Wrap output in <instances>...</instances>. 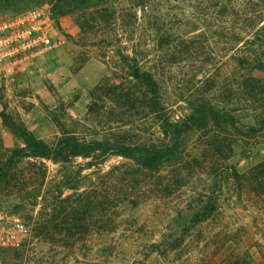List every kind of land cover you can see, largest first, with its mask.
Segmentation results:
<instances>
[{"label": "rangeland", "instance_id": "rangeland-1", "mask_svg": "<svg viewBox=\"0 0 264 264\" xmlns=\"http://www.w3.org/2000/svg\"><path fill=\"white\" fill-rule=\"evenodd\" d=\"M99 1L110 5L107 14L89 0H0V13L45 6L59 26L56 48L15 76L0 78V162L23 145L10 124L48 144L65 134L169 145L175 154L153 171L117 156L91 178L83 170L81 187L66 188L55 204L56 228L42 226L53 218L45 204L60 180L58 165L46 161L42 193L49 191L34 205L28 194L17 197L21 189L0 181V215L18 217L30 228L22 248L0 249V264H264L262 136L240 135L236 125H195L177 138L162 131L165 116L178 119L203 99L232 106L224 100L230 66L219 52L221 42L211 32L200 36L203 24L191 28L200 27L195 32L183 25L190 17L213 16L217 6L213 0ZM134 52L139 61L165 64L166 113L149 106L146 88L124 68L119 53ZM235 115L243 131L253 122L250 111ZM34 161L23 159L16 176L29 174ZM110 169L114 173L106 175ZM98 183L105 209L94 213L89 228V184ZM209 195L217 198L214 214L182 232ZM175 240L180 245L170 248Z\"/></svg>", "mask_w": 264, "mask_h": 264}, {"label": "trees", "instance_id": "trees-1", "mask_svg": "<svg viewBox=\"0 0 264 264\" xmlns=\"http://www.w3.org/2000/svg\"><path fill=\"white\" fill-rule=\"evenodd\" d=\"M89 1L96 6L94 9L101 13H106L110 9L107 2ZM213 2L217 6L213 16L190 17L183 25L188 32H195L200 27L191 28L203 24L204 33L201 32L199 35L211 32L213 38H217L221 42L219 52L221 57L226 58L225 63L230 66L229 72L222 81V87H225L227 93L224 100L232 101V106L230 109H226L225 105H220L221 103L214 105L208 99H203L201 103L191 107L189 113L181 115L178 119L172 120L169 116H165L162 120L164 124L162 131L171 135L172 138H177L191 131L195 125H236L235 130L240 135L252 138H258L261 135L264 140V0H213ZM135 52L134 56L128 53H119L124 68L127 69L129 76L146 88L149 106L157 112L166 113L162 94L165 64L160 60L139 61ZM137 53L139 54V52ZM141 57H144L143 53ZM227 95L229 96L227 97ZM222 103L224 102L222 101ZM238 111L252 113L253 122L246 125L245 131L239 127L242 123L235 115ZM9 126L14 133L22 138L23 145L13 148L10 154L0 162V181L8 186H16L15 188L18 190L21 189L17 197L20 199L28 194L32 198V205H34L38 203L39 196H42L45 201L44 195L49 191V189H44L42 193L44 186L46 187L48 169L46 161L58 165L57 172L60 174V180L55 185V191L49 193L50 201L45 204V206L51 207L52 215H55L57 200L60 202L63 200L60 198L66 188L78 190L81 187L79 178L86 176L82 175L83 170L89 169V178H91L93 172L102 170L101 166L111 156L131 160L142 171L158 170L172 161L171 158L176 149L169 145L127 144L109 138L92 137L89 139L86 136L77 137L76 135L66 137L65 134L55 143L48 144L20 125L10 124ZM78 158L84 159L85 162L76 163ZM23 159L35 160L31 163L33 168L27 172L29 174L22 173L16 176L18 165ZM261 167L262 165H258L255 170H259ZM109 173H114V170L110 169L106 175ZM263 173L264 171L260 172L261 175ZM232 176L239 181L241 175L234 169ZM259 181L262 186L264 178ZM97 185L102 186L103 183L89 184V228L96 221L94 213L97 215L98 212L101 213L105 209V199L96 193L99 188ZM20 202L15 206L20 205ZM216 204L217 198L209 195L205 201H202L201 207L194 211L189 222L183 226L182 232H188L196 224L209 219L217 209ZM63 209L66 210V206ZM54 215L47 225L42 226L43 228L48 224L51 228V225L57 227ZM180 243L175 240L169 247L177 248Z\"/></svg>", "mask_w": 264, "mask_h": 264}, {"label": "built area", "instance_id": "built-area-1", "mask_svg": "<svg viewBox=\"0 0 264 264\" xmlns=\"http://www.w3.org/2000/svg\"><path fill=\"white\" fill-rule=\"evenodd\" d=\"M58 43L57 20L45 6L0 13V78L24 71ZM29 235L30 228L22 219L0 215V249H20Z\"/></svg>", "mask_w": 264, "mask_h": 264}]
</instances>
